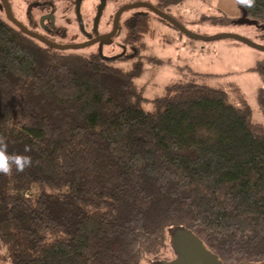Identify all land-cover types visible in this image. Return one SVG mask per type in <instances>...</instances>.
<instances>
[{
	"label": "trees",
	"instance_id": "16d2710c",
	"mask_svg": "<svg viewBox=\"0 0 264 264\" xmlns=\"http://www.w3.org/2000/svg\"><path fill=\"white\" fill-rule=\"evenodd\" d=\"M239 11L264 26V0ZM121 25L128 71L97 51L51 49L0 18V135L32 159L0 174V240L14 264H137L175 227L222 264L264 262V126L193 71L142 110L133 80L156 32L145 12ZM257 100L264 114V88Z\"/></svg>",
	"mask_w": 264,
	"mask_h": 264
},
{
	"label": "rangeland",
	"instance_id": "374dc122",
	"mask_svg": "<svg viewBox=\"0 0 264 264\" xmlns=\"http://www.w3.org/2000/svg\"><path fill=\"white\" fill-rule=\"evenodd\" d=\"M36 1L8 0L13 16L26 27L32 25L31 19L35 21L43 12L51 9L55 17V25L61 31L57 43L84 41L76 18L75 5L70 0H46L39 6L36 5ZM138 2L156 5L158 0H108L98 24L99 31L105 32L111 28L113 16L121 6ZM27 5L30 10L29 15H26ZM97 5L98 0H82L80 11L85 31L92 30ZM134 12L149 14L150 25L156 32L153 38L148 37L143 40L145 48L139 54L142 72L133 80L134 86L141 90L145 99L141 104L142 110L153 112L152 101L164 95V88L171 83L189 79L193 71L208 76L201 83L225 92L234 105L239 106L244 102L251 110L252 119L264 126V114L257 100V91L264 88V52L230 39L210 42L191 40L143 8L124 12L120 18L121 23ZM164 12L196 35L211 37L232 34L264 47V34L255 26L238 24L240 11L236 12L233 9L230 0H181L169 8H164ZM0 18L5 19L1 2ZM125 34L126 31L121 25L112 43L102 47L104 57L118 55L123 49L127 53L126 56L133 55L131 48L126 47L123 42ZM95 48L94 44L79 49L78 54L89 56L95 51L98 52ZM129 58L114 61V66L122 71L130 70ZM40 192L41 190H37L35 194ZM172 252L170 243L166 242L161 251L155 254V264L168 262Z\"/></svg>",
	"mask_w": 264,
	"mask_h": 264
},
{
	"label": "water",
	"instance_id": "95a60500",
	"mask_svg": "<svg viewBox=\"0 0 264 264\" xmlns=\"http://www.w3.org/2000/svg\"><path fill=\"white\" fill-rule=\"evenodd\" d=\"M2 8L4 10V15L6 19L16 26L23 34L29 36L32 39H35L42 44L46 45L47 47L59 51H67V50H79L83 49L89 46H92L94 44H98V54L99 57L108 62L115 61L122 57L125 54V49L122 50V52L118 55L112 56V57H104L102 54V45H109L113 41V37L117 34L119 29V23L121 15L129 10L134 9H147L151 13L158 16L163 21L170 24L172 27L176 28L178 31H180L182 34L190 38L191 40H198L203 42H210V41H216V40H222V39H230L238 41L242 44H245L255 50L264 52V47L257 45L253 43L251 40L243 38L241 36L232 35V34H220L215 35L211 37H202L199 35H196L187 29H185L182 25H180L176 20H174L172 17L167 15L166 13L162 12L161 10H158L155 6L149 4V3H133L121 6L114 14L112 19V28L109 33H106L104 35H98L97 26L100 21V18L102 16V13L106 7L107 0H98V5L96 8V13L93 18L92 23V32L95 34V38L93 40L83 42V43H73V44H59L56 42H52L45 37L41 36L40 34H37L35 32L30 31L26 26H24L22 23H20L14 16L10 7V4L8 0H0ZM82 0H75V13L77 22L79 25V28L83 35L87 34L84 29V23L81 16L80 6H81ZM53 18H51L52 25L54 24ZM238 24L241 25H247V26H255L259 28L260 30L264 31V26H259L255 21L248 20L245 15L242 13V16L238 20ZM169 243L173 251V255L175 256V259L171 262H166L163 264H222L218 257L214 254H212L210 251H208L202 242L189 230L182 228V227H175L171 230H169ZM241 264H251L248 262H242ZM264 264V262L259 263Z\"/></svg>",
	"mask_w": 264,
	"mask_h": 264
},
{
	"label": "clouds",
	"instance_id": "9594fccd",
	"mask_svg": "<svg viewBox=\"0 0 264 264\" xmlns=\"http://www.w3.org/2000/svg\"><path fill=\"white\" fill-rule=\"evenodd\" d=\"M255 3L256 0H232V7L236 12H239L240 8L255 7ZM29 151L30 148L25 146L24 152L27 153ZM31 166V157L24 154L10 153L8 151L6 138L0 135V174L10 176L13 174V170L16 172H24ZM155 260L156 258L154 256H151L148 253H143L139 264H155ZM0 264H14L10 245L3 240H0Z\"/></svg>",
	"mask_w": 264,
	"mask_h": 264
},
{
	"label": "flooded vegetation",
	"instance_id": "af4514ba",
	"mask_svg": "<svg viewBox=\"0 0 264 264\" xmlns=\"http://www.w3.org/2000/svg\"><path fill=\"white\" fill-rule=\"evenodd\" d=\"M45 2H46V0H37L36 1V5L39 6V5L44 4ZM29 14H30V10H29L28 5H27L26 15H29ZM41 16H40L39 19H35V21L31 19L30 22L32 23V25L28 29L30 31H32V32L40 34L41 36L45 37L46 39H48V40H50L52 42H56L57 43L56 40H57L58 37H60L61 31L55 25V17H54V14L51 12V9L43 12ZM51 18L54 19L53 20V22H54L53 25H52V22H51ZM111 28H112V25H111ZM111 28L108 31L100 32L99 29H98V26H97L98 35H104L106 33H109L111 31ZM86 33L87 34L83 35L85 39L81 43L93 40L95 38V34L92 32V30L89 31L88 29H86ZM262 33L264 34V31H262ZM59 44H61V43H59ZM65 44H73V43H65ZM97 46H98V44H95V47H96L95 49L98 50ZM103 46L104 45H102V47ZM74 51H79V50H74ZM174 259H175V256L173 255V252H172L171 258L168 261L171 262ZM157 263H159V262H157Z\"/></svg>",
	"mask_w": 264,
	"mask_h": 264
}]
</instances>
